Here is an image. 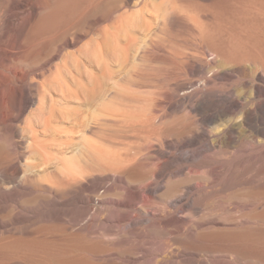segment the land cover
I'll return each instance as SVG.
<instances>
[{
  "label": "bare ground",
  "instance_id": "bare-ground-1",
  "mask_svg": "<svg viewBox=\"0 0 264 264\" xmlns=\"http://www.w3.org/2000/svg\"><path fill=\"white\" fill-rule=\"evenodd\" d=\"M109 1L0 0V264H232L224 254L236 252L264 264L259 248L264 247V211L233 220L223 214L183 221L173 204L180 203L190 216L201 210L206 193L185 173H168L181 156L162 150L160 170L143 173L140 166L129 165L121 141L154 126L155 117L148 113L158 102L144 90L156 69L148 65L146 47L136 45L133 33L152 39L167 27L180 26L192 31L213 57L203 61L202 70L189 68L192 75L207 70L210 76L191 93L181 89L186 93L181 106L192 105L202 124L238 111V124L253 135L250 147L243 134L238 136L243 150L264 162V0H204L211 10L186 0H137L122 6L121 14H107L103 4ZM138 5L143 8L135 11ZM92 18L93 28L75 30ZM95 23L100 26L96 32ZM235 83L250 86L253 95L238 91ZM228 129L237 134L231 125ZM192 133L189 144L202 145L206 133ZM164 135L150 132L162 147H170ZM215 172L204 178L211 188L223 176ZM99 189L107 194L100 198L114 193L117 199L109 203L105 218L94 216L82 225L93 197L89 194ZM158 190L164 191L163 208L153 207ZM36 219H42L38 227L31 223ZM47 229L55 230L60 251L46 248ZM146 231L179 234L183 250L161 259L148 254L131 242L133 236L148 237ZM112 233H117L114 241L107 238ZM191 236L200 249L189 247Z\"/></svg>",
  "mask_w": 264,
  "mask_h": 264
},
{
  "label": "rangeland",
  "instance_id": "rangeland-1",
  "mask_svg": "<svg viewBox=\"0 0 264 264\" xmlns=\"http://www.w3.org/2000/svg\"><path fill=\"white\" fill-rule=\"evenodd\" d=\"M129 1L131 2L129 3L127 0H112V1H109L103 4V8L107 14L111 12H116L117 14H121L123 13V11H121L122 6H124L125 4H130L133 6L134 4L137 3V0H129ZM174 1L181 3L184 0H174ZM186 1L193 3L200 9H208V10L210 9L211 10L210 3L208 1H204V0H186ZM143 3L142 5L144 6ZM138 6H139L138 8H134L135 11L143 8V6L141 5H138ZM134 10L132 9L131 13L135 12ZM97 17L98 15H95V21ZM106 17L108 19L109 15ZM87 27L88 29H91L94 27V18H92L91 20L90 19L87 20L82 27H76L75 30L77 29L85 30ZM95 27H96L95 32H96V29L97 30L100 29V26H98L96 23H95ZM135 32L133 34H134V37L136 38V45L137 46L144 45L146 47L144 52L146 53L148 65L156 69L154 76H153V81L152 83L149 84L150 88L145 87L144 90L154 93V96L155 98H157L158 102L153 108H151L153 112H151L150 110L148 113L149 115L148 117L150 118L155 117L154 126L145 127L140 131V133L131 132L130 134L127 135L128 136L127 139L121 140L127 145L124 152L127 155V159L130 161L129 165L140 166L141 171L143 173H153V172L160 170V167L163 163V159L162 160L160 159L162 150L166 155L173 154L175 157L177 156L178 159L181 156L180 158L182 159V161L175 160V163L173 164L174 168L176 167V169L171 170L168 173H179V172L185 173V175L199 182V184H201L200 189H202V191L206 193V200L201 210L198 213L191 214L190 216H187V211L185 210L184 207H182L180 203L173 204L175 208H178L176 217L183 221H187V220L189 221L191 218L190 221L199 222L201 221V218L203 216H206V217L223 216V214H224V217H226L229 220H233L235 218L240 219L239 217L241 215H249L250 213H252V215L258 216L261 212L264 211V162L257 161L252 155L246 153L243 150V147L241 145L242 144L241 139H239L238 136L243 134L244 135V140H243L244 145L250 147L253 141V135L250 132H244L242 127H240V125L238 124L240 121V118H239L240 113L236 111L235 113H232L230 116L228 115L225 116L226 118L224 117V119H222L223 117L218 118V120H216L217 122L215 121L216 123L213 122L212 124H204V123L202 124L203 122L202 117L198 115V113L195 111L192 105L190 106V104H187L186 107H184V106H181L180 104L181 100L186 94L184 91H181V89L189 88V93H191L194 90H196L198 86L199 87L204 86L202 84V82L204 81L202 78L204 76H208V75L210 76V73H207L208 72L207 70H205V74L199 73L196 75H192L189 72V68L196 65L200 70H202L203 61L210 60L211 58L213 59V57H211V54L210 53L208 54L203 44L195 37V34L192 31L182 28L180 26L167 27L161 30L160 32L155 33V37H153L152 39L145 38V33L142 34L141 31L139 32L137 30V32L139 33L137 32L135 33ZM140 34H142L143 36ZM184 41L186 43H184ZM153 85H156V86L152 88ZM263 86L264 84H261V88L264 90ZM235 88H237L238 91L244 90L246 94L248 93L247 95H250V96L253 95L252 88L250 86H248V88L247 87L244 88V86L238 83H235ZM199 97L200 95L198 94L196 95V93L193 94V99L197 100ZM262 100H264V97L262 98ZM175 107H177V109ZM227 119L228 121H226ZM203 125L204 126L206 125V127H204ZM229 125H231V127H233L237 133L233 135L234 137L230 135V131L228 129ZM172 128L177 129V131L179 132L178 133L171 132L170 129ZM153 130L154 131H164L165 132L164 137L170 143V147H162L159 141L156 140V138L153 139L150 136V132ZM181 130H184V132H186L187 134L186 133L185 135L182 134ZM195 130H199L200 133H206V139L203 141L202 145L189 144L190 142L193 143L192 141H194L192 140V137H193L192 132ZM203 130H205V132H203ZM258 140L261 141L263 140V138H259ZM15 141H19V139L16 138ZM229 141H232V143ZM216 143L218 144L216 145ZM208 145H210V149H208ZM214 145H216V148L212 147L211 149V146H214ZM180 146L182 150L175 149L176 147H180ZM218 148H221V149L218 150ZM207 149H208V152H207ZM214 152L215 154H213ZM209 154L212 155V157ZM182 157H184L185 160ZM217 167H220L221 171L220 169L218 170L219 172L216 171ZM154 168H156V170H154ZM180 169L181 170L183 169L184 171L182 170L181 172ZM215 171L217 173H223V176L221 177L218 184L215 185L216 187L214 186V188H211L207 186L205 179L209 176L208 173H214ZM11 172L12 170L10 171V173ZM0 173H4V172L0 171ZM232 173H236L235 177H233ZM95 175L99 176L101 174L95 173ZM181 175L178 179H181L184 177L183 175H182L183 177ZM200 178H203V180ZM233 178L236 179L235 182L233 183L234 185L229 183L230 179H233ZM110 182L111 183L109 182L106 183V187H109L112 185V181ZM108 183L110 185H108ZM165 183H167V181L164 183H161L160 187H163ZM255 185L258 188L251 189ZM163 193L164 191L158 190V192L155 194L156 197L153 200L154 208L164 207L163 198L165 197L163 196ZM105 194H106L105 189H102V190L99 189L97 193L89 194L90 198L92 196L93 197L91 198L90 208L88 210L87 215L84 218V221L82 222V225L88 223L89 220H91L94 216L99 217L101 219L102 217L105 218V215L107 216L108 214L107 209L110 205L109 203H111V201H113L114 199H117L116 198L117 195L113 193L112 195H110V197H106L104 199L100 198V195H105ZM99 198H100V201L97 200ZM101 200H103V202ZM250 204L252 206H250ZM248 205L252 208H250ZM187 217L188 218L190 217V218L188 219ZM41 220L42 219H36L31 223H35L36 226L38 227L39 221L41 222ZM120 230L122 229H118L117 231H120ZM45 233L47 235L45 238L46 248L50 249L51 251H56V252L60 251L63 245L58 241V237L55 234V230L47 229ZM62 233H64V231H62ZM146 233L149 234L148 237L133 236L131 237V242L145 249V251L148 254L149 253L155 254V256L158 259H161L166 256L169 257L170 253L174 254L176 252L183 250L184 243L182 242V240L178 238L179 236L177 235L179 234L169 235L168 233H164L162 231L151 232V233L146 231ZM112 234L107 236V238L114 241L115 239L113 237L114 236L117 237L116 236L117 233H115L114 235ZM35 236H39V234H36ZM186 242L191 248H195V249L201 248L197 246L195 242V236H191L190 238L186 239ZM259 248L264 250V247H259ZM173 250L175 252H173ZM224 257L229 258V259L231 258L230 260L224 258L226 259V263L257 264L254 260H252L253 256L245 255L243 252H240V254L238 252L226 253L224 254ZM233 260H234V263H233Z\"/></svg>",
  "mask_w": 264,
  "mask_h": 264
}]
</instances>
